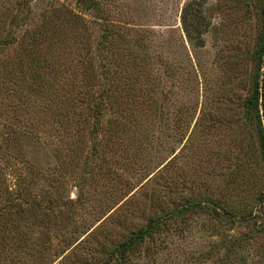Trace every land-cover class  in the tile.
Instances as JSON below:
<instances>
[{
    "label": "rangeland",
    "instance_id": "rangeland-1",
    "mask_svg": "<svg viewBox=\"0 0 264 264\" xmlns=\"http://www.w3.org/2000/svg\"><path fill=\"white\" fill-rule=\"evenodd\" d=\"M95 1L98 9L0 0V142L11 133L0 153V205L10 206L0 264H99L183 196L227 211H186L123 264H264V164L241 106L250 66L231 56L252 50L258 7ZM193 1L202 3V46L182 29ZM66 10L75 19L65 27L45 22ZM32 70L52 93L33 87ZM108 76L111 101L96 129L85 99ZM2 114L23 131L2 125Z\"/></svg>",
    "mask_w": 264,
    "mask_h": 264
},
{
    "label": "trees",
    "instance_id": "trees-1",
    "mask_svg": "<svg viewBox=\"0 0 264 264\" xmlns=\"http://www.w3.org/2000/svg\"><path fill=\"white\" fill-rule=\"evenodd\" d=\"M77 2L84 5L85 9L95 8L98 9L99 6L95 0H76ZM255 6L258 7L259 15H258V22H259V29L254 41V45L251 51H235L234 54L231 56L236 59V64H241L242 66L249 64V70L245 71V74H248V89L247 94L244 99L241 101V106L243 109V116L246 119L248 125H250L253 129L255 138L258 143L259 155L264 164V0H250ZM193 3V4H192ZM202 3L195 4V1L187 3L181 14V24L182 29L187 36L188 40L195 46H202L203 45V38L202 33L205 31L202 27V11L199 9ZM56 12V11H55ZM67 19L73 21L75 18L71 14L70 11H64V15L60 16L59 13L52 18H47L45 22L47 24L53 23L54 26L63 27L66 24ZM108 36L109 34H105ZM9 41V40H8ZM106 41V40H105ZM4 42V41H3ZM2 42V43H3ZM231 58V60H233ZM232 66L234 62L230 63ZM11 73L10 70H8ZM34 79L38 80L36 84L33 85V82H28L29 86L46 89L48 92H51V85L45 86L43 82L41 83L42 77H40V73L32 70L30 72ZM95 77L94 74L89 78L90 82L92 78ZM98 78V77H97ZM23 77L19 75L17 76V80L21 83ZM112 77L108 76L106 81L101 82L103 85L100 86L101 90L97 94H93L89 92L91 95H87L85 101L88 103V107L91 112L92 119L94 118V123L92 127L96 129L99 128V121L103 116V111L107 105H109L111 98H110V90L106 89V84L111 81ZM17 81V83H18ZM94 81V80H93ZM92 81V82H93ZM39 85V87H37ZM104 86V89H103ZM108 87H110L108 85ZM69 113V111H68ZM4 118L2 125H7L13 132H19L18 130L23 131L20 126L15 125L14 116H9V114H2ZM18 120V118H15ZM10 132L8 133L3 132L2 138L0 142V153L1 151L7 149L8 143L7 137L9 138ZM184 202L175 206L173 209L163 210L159 209L161 212L159 215L149 217L147 223L140 227L137 230L130 231L128 236L124 238L122 241L114 244V247L111 251L108 252L107 259L102 260L99 264H110L112 260L116 262H120L123 264L126 260L129 259L131 253L138 251L139 247L145 241L146 238H153L156 233L162 229V227H166L169 221L176 220L180 218L186 211L193 210V211H205L206 213H214L218 214V209L225 212L223 206H220L214 200L210 198H202V197H189L183 196ZM257 201L264 202V190L259 193L257 197ZM1 203V201H0ZM13 205V201H10ZM50 205H53V202H49ZM10 206H3L0 205V218L3 217V213L5 210L8 209ZM229 214V212H226Z\"/></svg>",
    "mask_w": 264,
    "mask_h": 264
}]
</instances>
